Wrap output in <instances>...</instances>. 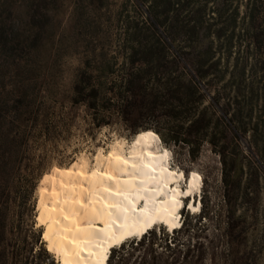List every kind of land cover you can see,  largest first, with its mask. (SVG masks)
<instances>
[{
    "label": "trees",
    "instance_id": "16d2710c",
    "mask_svg": "<svg viewBox=\"0 0 264 264\" xmlns=\"http://www.w3.org/2000/svg\"><path fill=\"white\" fill-rule=\"evenodd\" d=\"M134 2L145 8L147 29L136 26L129 34L127 28L120 70L82 68L64 94L94 128L119 123L128 137L151 130L166 147L184 152L189 163L209 147L224 167L229 203L234 186L226 178L235 173L236 149L244 146L249 152L256 181L264 175V0ZM3 36L8 38L4 28ZM35 53L30 50L27 57L33 60ZM10 71L17 81L6 84L0 78V264H55L37 240L29 244L6 236L9 228L32 222L34 193L45 170L31 161L28 145L58 135L56 127L46 125L56 108L47 107L41 94L58 96L62 90L58 84L18 80L32 75L34 64H14ZM182 230L183 225L163 230L159 238L146 232L138 242L112 249L107 264L114 256L113 264H206L207 249L209 264L219 262L216 243L179 237ZM225 237L231 246L230 234ZM221 256L233 263L231 248Z\"/></svg>",
    "mask_w": 264,
    "mask_h": 264
},
{
    "label": "rangeland",
    "instance_id": "374dc122",
    "mask_svg": "<svg viewBox=\"0 0 264 264\" xmlns=\"http://www.w3.org/2000/svg\"><path fill=\"white\" fill-rule=\"evenodd\" d=\"M144 11L145 8L140 9L134 0H0V31L4 28L8 37H0V78H5L6 84H10L17 81L15 73L10 71L14 64L24 67L34 64L36 71L18 80L30 78L58 84L62 90L58 96L49 92L41 94L47 107L56 108V117L49 118L46 125L56 127L58 135L32 139L28 145L31 161L45 170L41 179L53 167L65 168L82 158L91 161L96 153H106L114 141L129 143L133 139L134 136L128 137L126 128L119 123L94 128L83 109L77 111L70 106L64 91L68 90L74 76L82 68L109 66L119 71L126 57L124 39L127 28H130L129 34L136 26L147 29ZM30 50L36 52L33 60L27 57ZM90 134H93V139ZM158 144L161 150L169 153V168L184 175L179 182L181 191H186L190 174H198L202 180L201 194L196 195V205L201 201L199 210L191 211L188 206L194 201L183 199L187 206L180 211L181 221L178 227L175 226L178 229L183 225L179 237L197 236L195 240L204 245L211 241L216 243L217 264H264V175L260 173L256 181L254 164L246 148L241 146L235 151V173L226 178L227 184L234 186V191L228 193L227 203L224 198L227 190L224 167L209 147L204 146L198 159L189 163L184 152L173 151L161 140ZM262 147L264 151V145ZM262 161L264 163V155ZM41 179L34 193L32 222L29 226L24 221L9 228L8 240L23 237L29 244L37 240L38 246L40 244L45 248L41 240L43 227L36 229L37 191ZM248 184L250 189L246 195L245 187ZM206 213L209 215L205 220L201 215ZM163 230L167 233L172 231L163 225H156L147 232H155L159 238V232ZM228 233L233 240L231 246L225 237ZM143 235L122 243L138 242ZM145 239L147 243L150 235H146ZM229 248L233 253V263L224 261L221 256H225ZM209 253L211 251L207 249L206 264H209ZM48 254L54 259L53 255ZM115 259L114 256L112 264Z\"/></svg>",
    "mask_w": 264,
    "mask_h": 264
},
{
    "label": "bare ground",
    "instance_id": "6f19581e",
    "mask_svg": "<svg viewBox=\"0 0 264 264\" xmlns=\"http://www.w3.org/2000/svg\"><path fill=\"white\" fill-rule=\"evenodd\" d=\"M159 142L156 133L141 131L129 143L114 141L91 161L53 167L42 177L36 229L43 227L41 240L56 263L107 264L113 248L154 224L177 229L183 199L194 201L191 211L199 210L201 177L190 174L181 191L184 175L169 168V153Z\"/></svg>",
    "mask_w": 264,
    "mask_h": 264
}]
</instances>
